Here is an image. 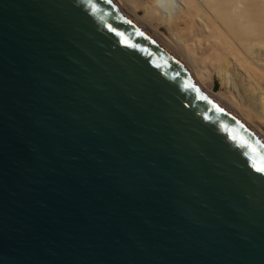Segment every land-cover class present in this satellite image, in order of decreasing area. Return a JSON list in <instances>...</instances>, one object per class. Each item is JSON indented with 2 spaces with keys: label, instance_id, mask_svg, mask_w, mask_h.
I'll return each instance as SVG.
<instances>
[{
  "label": "water",
  "instance_id": "obj_1",
  "mask_svg": "<svg viewBox=\"0 0 264 264\" xmlns=\"http://www.w3.org/2000/svg\"><path fill=\"white\" fill-rule=\"evenodd\" d=\"M260 168L113 0H0V264H264Z\"/></svg>",
  "mask_w": 264,
  "mask_h": 264
},
{
  "label": "bare ground",
  "instance_id": "obj_2",
  "mask_svg": "<svg viewBox=\"0 0 264 264\" xmlns=\"http://www.w3.org/2000/svg\"><path fill=\"white\" fill-rule=\"evenodd\" d=\"M113 1L218 104L264 137V0L167 1V10L158 0Z\"/></svg>",
  "mask_w": 264,
  "mask_h": 264
},
{
  "label": "rangeland",
  "instance_id": "obj_3",
  "mask_svg": "<svg viewBox=\"0 0 264 264\" xmlns=\"http://www.w3.org/2000/svg\"><path fill=\"white\" fill-rule=\"evenodd\" d=\"M167 1L168 2H170V3H173V4H175V3H177V0H158V4H159V6H161V8L163 9V10H167V8H166V6H167ZM175 2V3H174ZM140 13H142L141 11H140ZM218 85V86H217ZM221 87V85L219 84V80H217L216 81V83L214 82V87H213V89L216 91H219V88ZM224 88H222V91H225V89H226V87L225 86H223Z\"/></svg>",
  "mask_w": 264,
  "mask_h": 264
},
{
  "label": "snow or ice",
  "instance_id": "obj_4",
  "mask_svg": "<svg viewBox=\"0 0 264 264\" xmlns=\"http://www.w3.org/2000/svg\"><path fill=\"white\" fill-rule=\"evenodd\" d=\"M258 171H264V168L257 169Z\"/></svg>",
  "mask_w": 264,
  "mask_h": 264
}]
</instances>
